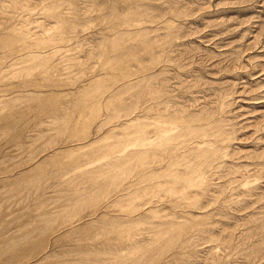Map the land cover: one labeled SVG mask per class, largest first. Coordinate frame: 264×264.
Masks as SVG:
<instances>
[{
    "label": "rangeland",
    "instance_id": "rangeland-1",
    "mask_svg": "<svg viewBox=\"0 0 264 264\" xmlns=\"http://www.w3.org/2000/svg\"><path fill=\"white\" fill-rule=\"evenodd\" d=\"M0 264H264V0H0Z\"/></svg>",
    "mask_w": 264,
    "mask_h": 264
}]
</instances>
